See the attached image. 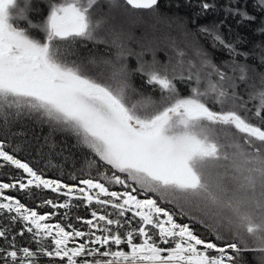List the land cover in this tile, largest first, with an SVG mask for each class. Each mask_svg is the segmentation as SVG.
<instances>
[{
	"label": "snow or ice",
	"instance_id": "obj_1",
	"mask_svg": "<svg viewBox=\"0 0 264 264\" xmlns=\"http://www.w3.org/2000/svg\"><path fill=\"white\" fill-rule=\"evenodd\" d=\"M100 3L51 0L46 19L37 24L26 16L28 0L23 7H18L17 0H0V126L8 125L10 119L21 125L38 119L41 131L50 126L74 133L99 161L114 170L110 182L116 188L110 190L94 178L80 179L73 185L46 178L43 171L10 154L5 142H0V168L13 167L23 173L11 183L0 182V264H40L42 258H48L49 264L56 260L63 264H233L229 250L237 254L249 250L250 240L257 245L255 251L264 253V130L238 114L246 111V101L237 92V78L200 53L199 68L192 72L196 65L189 60L187 77L180 74L179 78L195 85L215 78L212 94L192 86L183 97L174 83L175 66L170 76L168 65H160L154 57L150 63L141 62L135 71L146 76L148 85L158 86L160 103L151 98L134 101L131 74L121 63L124 52L119 37L112 40L121 49L116 60L104 61L111 68L106 76L91 74L87 65L75 58L73 46L78 41L108 42L98 35L102 21L93 17ZM107 3L125 11L154 10L158 0ZM214 7L201 4L203 11ZM228 11L253 19L239 9ZM17 19L41 30L44 40L17 27L13 23ZM215 40L236 54L233 45L219 36ZM177 55L182 58L185 53ZM178 64L183 66L184 61ZM237 67L241 73L245 71L243 66ZM236 70L233 67V73ZM238 79L243 81L244 76ZM213 100L219 111L208 106ZM259 103L264 109V92L259 94ZM254 115L264 123L260 110ZM228 128L242 137L231 134ZM36 142L37 153L42 155L47 138L43 145L40 137ZM71 178L77 179L74 174ZM32 189L65 197L64 202L45 199L41 206L68 209L69 201L78 194L89 204L95 199L96 204L115 209L117 218L93 210V219L82 221L87 231H68L59 222L48 223L52 213L38 214L5 194L7 190ZM161 203L179 209L181 217L201 224L210 221L206 227L217 239H224L217 231L223 227L235 242L226 247L205 242L187 223L176 222L174 213ZM225 209L231 215L225 214ZM16 225H20L18 232ZM25 233L30 238H49L51 246L37 243V249H32L18 244L16 237ZM170 242L174 244L171 248L160 246ZM201 245L203 250L197 247ZM206 250L217 255L209 256Z\"/></svg>",
	"mask_w": 264,
	"mask_h": 264
},
{
	"label": "trees",
	"instance_id": "obj_2",
	"mask_svg": "<svg viewBox=\"0 0 264 264\" xmlns=\"http://www.w3.org/2000/svg\"><path fill=\"white\" fill-rule=\"evenodd\" d=\"M40 3L38 12L28 16L33 23H42L46 19L49 11V3L51 0H35ZM59 2V0H55ZM207 2L214 4V8L203 11L201 4ZM107 0H101V3L96 7H104ZM96 7L94 9H96ZM228 9H239L246 13L253 19H243L241 15H233ZM114 12L125 11L124 7H116ZM133 14V21H121L120 27L126 33L133 35L132 38L119 39L124 50L127 44H135L141 41L145 35L155 32L158 35L159 44L162 52L157 53L160 62H164L165 52L168 49V41L174 37L176 40H190V43H178L179 48L174 51V56L179 59L177 53L183 51L185 56L181 59L186 60L194 50L203 52L204 58L229 75H234L239 78L241 75L247 76L249 84H239L237 92L246 101V111L239 110L242 118L248 120L253 126H259L264 130V123H261L260 118L255 117L256 110H260L264 116V109L260 108L259 94L264 92V0H158V4L154 10H129L126 11ZM106 10H101L98 14L93 15L94 19L106 22ZM111 17L113 23L115 18ZM223 22V23H221ZM13 23L24 30H26L33 38L40 41L44 40V33L34 31L28 24L27 20H14ZM153 26L152 29L150 27ZM201 28H207L209 31L202 32ZM219 36L226 43L234 46L235 55L230 53L223 45L215 40ZM105 39V38H104ZM77 52L76 59L84 62L91 74L95 75L91 66L87 63L91 56L94 62L101 64L103 57L107 54L121 51L111 42L95 43L92 41H78L74 46ZM125 51V50H124ZM247 54V55H244ZM235 60V64L232 61ZM243 66L245 71L241 73L239 67ZM236 67L237 70L233 73L232 69ZM137 84L149 94H157L162 92L158 86L148 85L146 83V76L135 73ZM215 79V78H214ZM178 92L181 96L187 97L190 93V87L196 86L193 82H188L176 78L174 80ZM200 88V87H199ZM201 90V88H200ZM202 91V90H201ZM212 94V93H210ZM208 106L211 110L219 111L220 106L211 101ZM3 118H0V125H2ZM40 120H25L23 125L14 122L10 119L8 125L0 126V142H5L6 151L16 156L22 162H28L31 167L41 170L46 178L62 181L65 184H76L80 179L94 178L99 182L105 183L110 190H116L110 182V177L114 170H110V166L104 165L99 161L98 157L83 145L79 137L75 136L70 131L53 130L50 126H44L41 131ZM219 127V126H217ZM10 128V131L8 130ZM228 132L238 134L234 129H226ZM14 133H21L14 135ZM36 137H40V145L44 144L47 138V145L44 147L43 154L37 153ZM104 173V176L98 175ZM76 176V180L71 178ZM17 175H23L21 170L13 167L0 168V182L11 183L12 178ZM130 191V189H129ZM6 195L15 197L25 204L27 207L38 211V214L52 213V218L48 223H61L66 230L71 231L72 228L87 231V225L83 224L85 219H93L91 211L95 210L98 215L103 214L116 217V210L110 206L98 205L93 199L89 204L86 201L77 197H73L70 201L68 209L54 210L50 206H41V202L45 199H54L58 202H64L65 197L56 196L51 191H39L32 189L31 191H12L7 190ZM101 199H110L109 197H101ZM161 207L165 210L174 213V219L180 224L187 223L194 234L205 240V242L215 243L218 247H226L228 243L235 242L231 239V234L223 227L217 229L219 234L224 239H217L206 225L211 223L205 220L201 224L197 220L189 219L188 217H181L179 209L167 203H161ZM129 216L131 213L128 214ZM198 215V214H193ZM20 225H16L15 231H19ZM150 231H156L150 228ZM17 243L28 246L32 249H37V243L50 247L51 241L49 238H30L28 233L24 237H16ZM158 239V237L156 238ZM161 247L171 248L173 243L167 245H160ZM115 247V246H113ZM126 250V246H121ZM244 249V246H240ZM257 245L248 242L247 248L249 250H242L239 254L229 252L234 257L233 264H264V253L255 251ZM209 256L217 255L212 250H207ZM40 264H49L48 258H42ZM55 264H63V262L56 260Z\"/></svg>",
	"mask_w": 264,
	"mask_h": 264
},
{
	"label": "rangeland",
	"instance_id": "obj_3",
	"mask_svg": "<svg viewBox=\"0 0 264 264\" xmlns=\"http://www.w3.org/2000/svg\"><path fill=\"white\" fill-rule=\"evenodd\" d=\"M24 4H25V0H17L18 7H23ZM40 5L41 4L36 2L35 0H28V10L26 12V16L28 17L29 15L31 16L32 14L38 12ZM114 8H116V7H112L110 5L108 6L105 3L104 7H99V8L96 7V9L93 10V15L98 14L101 10H106V13H105L106 22L101 23V26L98 29V35L102 38H105L108 42H111V43H112V40L116 37H119V39H126V40L133 37L132 34L126 33L124 31V29H122L120 27V22L123 20L133 21L134 20L133 14L128 13L126 11L114 12L113 11ZM115 14H116V16H115L116 22L113 23L111 20V17H114ZM13 15H16V10H13ZM152 28H153V26L150 27V29H152ZM32 29L34 31H37L38 33L41 32L37 28H32ZM140 40L141 41H138L137 43H135L133 45L132 44L126 45V47L124 49L125 51L123 50L124 56L121 60V63H123L127 66V70L131 74L130 78H129V82L135 91L130 92V95L132 96V99L134 101L140 100V99L151 98L156 104H159L162 94H160V93L149 94V93H147L146 90H144L138 86L136 78L134 77V74L139 73V72L135 71L139 67V64L141 62L150 63L153 60V58L155 57V59L160 63V65H168V70H169L170 76L172 75L173 66H175L177 78H179L180 74H183L184 77H187L188 72H189L187 62L189 60H191L196 65V68L192 69V72H195L196 69L199 68V65H200V53H203V52H202V50L201 51L194 50L190 55L187 56L186 60H184L183 66H180L178 64V61H180L181 58L176 59V57L174 56L173 53L177 48L180 49L178 43H190L191 41L186 40V39L185 40H176V38L172 37L168 41L169 44L167 46L168 49L165 52L164 62L161 63L160 58H158L157 53H164V51L162 52V48L159 44L160 38H158L157 33L151 32L150 34L145 35ZM119 53H120V51H116L113 54L110 53V54L105 55L102 58L103 61L101 62V64H99L97 62H92V61H94L92 59V56H91L90 60L87 59L86 61L91 66V70L95 75L104 74L106 76L111 71V68L109 67V65L105 64L104 61L105 60L115 61ZM139 74H142V73H139ZM184 80L188 81L187 79H184ZM188 82H190V81H188ZM248 82H249V79L247 76H244L243 81H240L237 78L238 85L239 84H242V85L246 84L247 85V84H249ZM213 83H215L214 78L209 79V80H204L197 86L200 87L202 91L208 90L209 93H212V84ZM231 134L234 135V133H231ZM181 225H183V224H181ZM249 242L253 243L251 240ZM69 246H71V244ZM197 247L199 250H203L202 245L197 246Z\"/></svg>",
	"mask_w": 264,
	"mask_h": 264
},
{
	"label": "clouds",
	"instance_id": "obj_4",
	"mask_svg": "<svg viewBox=\"0 0 264 264\" xmlns=\"http://www.w3.org/2000/svg\"><path fill=\"white\" fill-rule=\"evenodd\" d=\"M229 187H232V185L229 184ZM225 214H227V215H231V212H230L229 210L225 209Z\"/></svg>",
	"mask_w": 264,
	"mask_h": 264
}]
</instances>
